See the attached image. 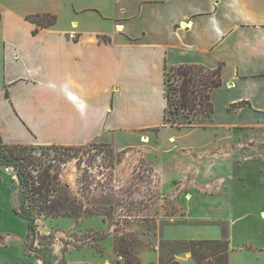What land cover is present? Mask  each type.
Masks as SVG:
<instances>
[{"label":"crops","instance_id":"crops-1","mask_svg":"<svg viewBox=\"0 0 264 264\" xmlns=\"http://www.w3.org/2000/svg\"><path fill=\"white\" fill-rule=\"evenodd\" d=\"M0 10L3 141L100 142L123 158L133 153L155 173L160 198L184 189L194 203L187 222L165 223L158 234L221 239L226 223L232 264L231 236L249 217L245 207L230 208L237 198L230 177L245 146L264 141V0H0ZM36 13L59 18L35 31L27 16ZM186 64L222 66L207 127L165 121L166 67ZM202 187L220 193L219 210L193 211ZM18 190L17 175L0 165V264H44L26 249L28 222L15 212ZM239 249L264 256V243L247 240ZM178 259L196 264L190 253Z\"/></svg>","mask_w":264,"mask_h":264},{"label":"rangeland","instance_id":"rangeland-1","mask_svg":"<svg viewBox=\"0 0 264 264\" xmlns=\"http://www.w3.org/2000/svg\"><path fill=\"white\" fill-rule=\"evenodd\" d=\"M56 16L58 20L59 16ZM167 77L170 97L176 99L173 88L178 84L176 76L169 69ZM167 117L171 122L175 121L174 127H185L189 124L188 118L175 112L174 105L169 104ZM31 146L35 151L29 150V154L42 158L55 168L59 167L62 179L70 185L72 191L82 198L88 207H95L101 213L81 221L69 217L39 219L40 234L27 239L26 249L54 264H68V261L73 264H123L126 259L117 255L114 241L128 234H134L146 245L143 250L146 252L144 258L141 255L143 251L139 254L141 263L155 264L159 259V240L162 237L158 234V227L162 229L165 223L187 222L185 214L194 205L192 199L183 194L184 189L178 191L180 186L176 188L177 192H180L178 195L170 194L160 198L155 173L133 153H128L123 158L125 153H116L110 145L92 142L66 152L72 157L63 165L56 157L62 150L57 152L50 149L48 157L42 155L43 145ZM245 148L248 151L237 157L235 174L230 177V185L231 181L234 182L233 188L237 198L229 207L235 213L245 207L249 218L237 225L236 220L233 221V226H236L231 236L235 248L232 264H264V256L258 258L250 251L239 249L247 240L264 243L263 219L260 215L264 212V141L250 142ZM5 166L4 164L3 167ZM192 188L186 187V190ZM198 190L201 193L197 195L201 200L194 206L193 211L196 214L220 209V193L211 195L213 189L206 187ZM19 192L20 185L15 201L18 206ZM166 217L169 219L166 220ZM220 224L229 234L227 224ZM133 229H136V232H130ZM42 231H49V234H42ZM184 234L187 236L188 233ZM0 241L5 242V237L0 236ZM85 245L88 247L81 249ZM53 247L58 248V255L54 253Z\"/></svg>","mask_w":264,"mask_h":264},{"label":"trees","instance_id":"trees-1","mask_svg":"<svg viewBox=\"0 0 264 264\" xmlns=\"http://www.w3.org/2000/svg\"><path fill=\"white\" fill-rule=\"evenodd\" d=\"M2 18L0 10V23ZM27 19L37 25L35 31H38L40 28L54 24L57 16L50 13H36L27 16ZM169 69L176 76L178 83L173 87L176 99L170 97V90L167 89ZM165 83L168 106L174 105L176 113H182L188 118L187 127L196 125L207 127L215 110L211 99L212 92L222 84V66L216 69L192 64L166 67ZM5 96L9 97L8 90L5 91ZM168 106L165 121L175 126V121L171 122L167 117ZM236 106L237 104H233L231 109ZM50 149L57 152L62 150L60 154H56V157L63 165L67 164L72 157L66 152L75 150L74 147L59 145L42 146V155L50 157L48 152ZM29 150L32 152L35 148L31 145L6 144L0 132V165H12L18 177L20 205H15V212L28 222L27 239L40 234L38 221L41 217H69L81 221L86 217L101 215L97 208L88 207L85 201L72 191L70 185L62 179L59 167L55 168L53 164L46 163L42 158L29 154ZM222 230L221 239L167 240L161 237L158 249L159 259L155 264H183L178 257L186 253H190L197 264H230V238L226 228L223 227ZM114 248L119 257L126 259L123 264H142L139 254L146 245L134 234L116 238ZM28 251L41 259L44 264H54L35 252Z\"/></svg>","mask_w":264,"mask_h":264},{"label":"built area","instance_id":"built-area-1","mask_svg":"<svg viewBox=\"0 0 264 264\" xmlns=\"http://www.w3.org/2000/svg\"><path fill=\"white\" fill-rule=\"evenodd\" d=\"M4 170L8 174L14 173V169L12 166H5Z\"/></svg>","mask_w":264,"mask_h":264},{"label":"bare ground","instance_id":"bare-ground-1","mask_svg":"<svg viewBox=\"0 0 264 264\" xmlns=\"http://www.w3.org/2000/svg\"><path fill=\"white\" fill-rule=\"evenodd\" d=\"M145 141V140H144ZM264 216V215H263Z\"/></svg>","mask_w":264,"mask_h":264}]
</instances>
